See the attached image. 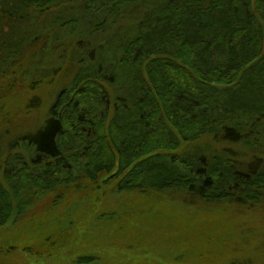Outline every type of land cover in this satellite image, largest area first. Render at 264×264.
<instances>
[{"label":"trees","instance_id":"trees-1","mask_svg":"<svg viewBox=\"0 0 264 264\" xmlns=\"http://www.w3.org/2000/svg\"><path fill=\"white\" fill-rule=\"evenodd\" d=\"M70 2L0 0V60L19 63L26 47L33 50L41 40L33 36L26 44L21 26ZM77 2L82 15L61 17L58 27L74 30L90 17L86 32L101 37L126 20L124 36L111 44L109 56L98 50L102 38L92 48L77 41L85 52L29 140L31 162L16 158L12 166V156L6 157L0 229L27 212L25 196L82 187L184 190L241 212L264 208V156L254 153L253 163L246 164L236 159L249 155L246 149L264 153V0ZM37 82L28 103L32 110L42 106V81ZM239 96L245 102L236 103ZM203 138L220 146L225 158L201 156L206 151L196 143ZM76 176L81 180L72 186ZM205 243L218 244L211 238ZM35 247L24 250L32 253ZM97 259L86 256L77 263Z\"/></svg>","mask_w":264,"mask_h":264},{"label":"rangeland","instance_id":"rangeland-1","mask_svg":"<svg viewBox=\"0 0 264 264\" xmlns=\"http://www.w3.org/2000/svg\"><path fill=\"white\" fill-rule=\"evenodd\" d=\"M81 9L73 0L52 8L40 19L27 21L20 32L28 45L33 42L30 38L40 37L37 47L31 50L27 45L25 57H18L19 63L8 61V65L13 64L12 69L0 60L1 176L8 155L12 156V166L19 162L16 158L31 162L34 154L29 140L44 125L49 105L71 81L77 61L85 52V48H77V41L92 48V43L102 38L105 44H100L98 50L108 56L111 44L122 41L126 20L116 25H120L118 31L110 29L101 37L94 30L90 31L92 36L86 32L90 17L74 30V25L58 27L61 17L80 16ZM40 80L42 106L32 110L28 103L37 93L32 85L37 87ZM240 102H245V98L239 96L236 103ZM196 144L206 151L201 156L225 158L211 138ZM246 151L249 155L236 157L238 162L253 163L254 153L264 156L253 148ZM76 174L84 175L78 171ZM76 177L72 186L81 180ZM86 188L25 196L29 203L27 212L16 223L11 220L0 229V264H78L77 260L86 256L98 258L92 264H264L263 207L241 212L228 202L210 204L184 190L120 193L111 186H102L96 192L85 191ZM207 238L218 244L206 245ZM27 246L36 247L30 253L24 250Z\"/></svg>","mask_w":264,"mask_h":264}]
</instances>
